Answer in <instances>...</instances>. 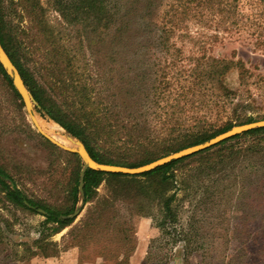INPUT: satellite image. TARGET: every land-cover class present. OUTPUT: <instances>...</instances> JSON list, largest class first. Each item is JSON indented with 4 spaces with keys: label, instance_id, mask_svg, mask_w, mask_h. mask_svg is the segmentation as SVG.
<instances>
[{
    "label": "trees",
    "instance_id": "1",
    "mask_svg": "<svg viewBox=\"0 0 264 264\" xmlns=\"http://www.w3.org/2000/svg\"><path fill=\"white\" fill-rule=\"evenodd\" d=\"M240 1L55 0L60 16L77 33V41H72V47L63 51L68 60L62 68L53 59L43 58L46 54L39 49L37 39L32 35L34 24L40 27L43 24L38 0L17 1L21 8L20 20L25 18L28 21L21 36L4 19L0 0V40L39 104V111L84 142L96 160L135 166L207 140L234 124L258 119L252 115H237L239 106L251 105L252 93L248 86L253 81L264 80V74L252 71L239 56L204 52L199 56L190 55L185 64H178L176 57L179 55H176L168 60V66H173L175 73L171 76L162 71V76H157L150 84L147 79H152L157 69L144 65L145 60L150 61L156 53L152 47L168 51L172 45L175 46L174 37L192 39L190 21L199 25L227 27L237 22ZM258 2L264 13V0ZM24 43L32 54L38 50L39 56H42L38 59V68L45 70L50 81H41L23 61L21 46ZM51 50L56 54L54 48ZM71 53L72 68L69 66ZM120 63L124 70L119 76L115 71L116 64ZM233 69L239 76L236 86L228 81V74ZM0 72L16 96L20 97L1 64ZM167 92L171 99H167V105H161L165 109L162 116L159 109L152 107L161 104ZM229 105L233 114L237 115L236 122L229 121L217 129H207L208 124L201 120L205 119L202 115L213 113V110L220 111ZM193 120H198V123L193 125ZM240 137H245L247 146L231 141ZM261 139H264V126L249 129L214 146L136 175L89 168L85 173L83 189L85 202L92 204L75 228L92 236L99 230L100 224L109 225L112 230V225L116 224L115 227H119L117 230L126 237L131 228L129 221L120 209L111 212L109 208L114 207L117 200H140L152 195L160 200L162 214L157 224L165 229L168 220L177 218L172 206L176 193L170 190L181 183V179L175 177L176 170L181 165H187L185 161L188 158L196 156L193 160L199 161L198 166L205 169L212 166V162L217 163L244 149L260 151ZM80 171L78 158L67 187L69 204L52 206L39 203L17 186L12 188L2 176L13 177L2 166L0 191L14 205L34 210L26 204L25 201H28L34 207H43L47 214L42 225L53 224V234L74 221L61 216L72 212L78 200ZM104 181L110 191L98 196V187ZM51 233L44 234L42 231L33 240L38 249L32 250L34 255H53L48 252L52 242L47 238Z\"/></svg>",
    "mask_w": 264,
    "mask_h": 264
},
{
    "label": "rangeland",
    "instance_id": "2",
    "mask_svg": "<svg viewBox=\"0 0 264 264\" xmlns=\"http://www.w3.org/2000/svg\"><path fill=\"white\" fill-rule=\"evenodd\" d=\"M17 1L2 0V10L7 24L21 36L28 21L25 18L20 20L21 8ZM240 2L238 20L228 27L199 25L190 21L192 39L174 37L175 46L172 45L168 51L152 47L156 53L150 61L145 60L144 65L157 69V73L152 79H147V83L150 84L162 71L168 75L175 73V68L168 66L170 58L179 55L176 57L178 64H185L190 55L199 56L204 52L239 56L252 71L264 74L262 5L258 0ZM37 7L43 24L41 27L34 24L32 35H35L39 49L46 54L43 58L53 59L63 68L68 60L63 51L72 47V41H77V33L62 19L55 0H38ZM68 37L70 39L66 40ZM51 48L57 51L56 54ZM21 53L23 61L41 81H50L45 70L38 68V59L42 57L38 50L32 54L24 43ZM69 57L72 68V53ZM123 70L121 63L116 64L117 75H122ZM238 77L236 69L230 71V85L236 86ZM248 89L252 93L251 105L239 106L237 115L262 119L264 80L253 81ZM167 99H171L168 92L160 106L152 107L159 109L162 116L165 109L161 105H167ZM237 115L229 105L202 115L205 119L201 120L208 124L207 129L212 130L229 121L235 123ZM38 117L49 130L48 122L52 123L49 118L40 114ZM192 123L195 125L198 120ZM245 140V137H240L231 141H239L244 147L248 145ZM259 141L260 151L244 149L217 163L212 162L213 165L205 169L198 166L199 161L193 160L196 156L188 158L185 161L187 165L176 170L175 177L181 179V183L170 190L176 193L172 206L177 218L168 220L165 229L157 224L162 214L159 199L151 195L140 197V200H117L109 211L120 209L129 221L131 228L126 237L117 230L116 224L112 225L114 230L109 225L100 224L92 236L76 229L92 203H85L70 225L52 234L53 224L42 225L46 215L37 211L40 206L30 210L14 205L0 191V264H264V139ZM78 158L82 167L78 154L58 147L36 130L21 97L16 96L0 72V166L13 177L11 180L15 186L39 203L52 206L69 204L67 187ZM98 190V196H101L110 191V187L104 181ZM145 219H151L155 234L148 245L145 244L142 253L136 255L139 240L148 230V224H140ZM42 231L51 233L47 238L52 242L48 252L53 255L32 253V250H38L33 240Z\"/></svg>",
    "mask_w": 264,
    "mask_h": 264
},
{
    "label": "water",
    "instance_id": "3",
    "mask_svg": "<svg viewBox=\"0 0 264 264\" xmlns=\"http://www.w3.org/2000/svg\"><path fill=\"white\" fill-rule=\"evenodd\" d=\"M0 64L4 68L6 73L9 75L14 88L16 89L19 96L21 97V100L24 103L26 113L29 116V119L31 120L33 125L35 126L36 130L43 137H45L46 139H48L49 141H51L53 144L57 145L58 147L78 154L80 159L83 162L80 175H79L78 200L75 203V207L73 211L68 214L62 215L61 218L75 219L81 213L83 206L86 203L85 198H84L83 187H84V182H85L84 181L85 173L87 169L89 168L95 169V170L106 171V172L124 173V174H131V175L141 174V173L153 170L154 168L160 165H163L165 163H168L174 159L188 156L198 151H201L203 149H206L208 147L214 146L225 139H228L230 137H233L234 135L243 133L249 129L264 126V118L235 124V125H232L229 129L219 132L215 134L214 136L208 138L207 140L180 148L178 150L172 151L166 155H163L161 157H158L154 160H151L149 162H146L140 165L130 166V165H123V164L101 162V161L96 160L91 155L90 151L87 149L84 142H82L78 137H76L75 135L67 131L58 122L50 118L46 113L39 111V108H40L39 104L37 103L29 87L25 83V80L23 76L21 75L18 67L16 66V64L11 59L8 52L2 45L1 40H0ZM38 113L40 115L47 116L50 122L58 124L61 128L60 132L66 138H69L70 140L73 141V146H66L61 141H59L57 138L52 136L50 133L46 132L40 123ZM2 177L7 183L10 184L12 188L15 187V184L12 182L11 178L5 177V176H2ZM25 202L27 205L33 208H36L32 206L31 204H29L28 201H25ZM36 209L37 211L43 213L44 215L47 214V211L43 207H37Z\"/></svg>",
    "mask_w": 264,
    "mask_h": 264
},
{
    "label": "crops",
    "instance_id": "4",
    "mask_svg": "<svg viewBox=\"0 0 264 264\" xmlns=\"http://www.w3.org/2000/svg\"><path fill=\"white\" fill-rule=\"evenodd\" d=\"M140 224H142V226L144 225V224H148L147 226H148V230H146L143 234H142V236H141V238H140V240H139V247H138V249L136 250V255H137V253H138V255L140 254V253H142V251H143V247L145 246V244L146 245H148V241H150V239H151V236H154V231L155 230H152L153 228H152V223H151V219H149V220H147V219H145V221H141L140 222ZM146 226V227H147ZM147 247V246H146ZM142 256V255H141ZM136 258H137V256H136ZM144 258V257H143ZM138 260V259H137ZM136 260V261H137ZM132 264H135V262H132Z\"/></svg>",
    "mask_w": 264,
    "mask_h": 264
},
{
    "label": "bare ground",
    "instance_id": "5",
    "mask_svg": "<svg viewBox=\"0 0 264 264\" xmlns=\"http://www.w3.org/2000/svg\"><path fill=\"white\" fill-rule=\"evenodd\" d=\"M42 122V120L40 119V123ZM42 127L44 128V130L46 132H50V134L52 136H54L55 138H57L59 141H61L63 144H65L66 146H73V141L70 140L69 138H66L61 132V128L58 124L55 123H49L48 122V128H50L49 130L45 128V126L41 123Z\"/></svg>",
    "mask_w": 264,
    "mask_h": 264
}]
</instances>
